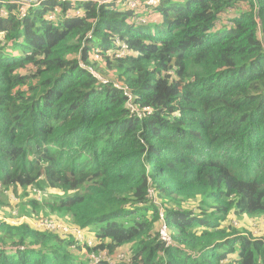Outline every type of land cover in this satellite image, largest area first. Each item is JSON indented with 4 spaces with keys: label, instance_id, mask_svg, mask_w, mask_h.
Segmentation results:
<instances>
[{
    "label": "trees",
    "instance_id": "16d2710c",
    "mask_svg": "<svg viewBox=\"0 0 264 264\" xmlns=\"http://www.w3.org/2000/svg\"><path fill=\"white\" fill-rule=\"evenodd\" d=\"M0 8V264H90L41 219L113 264H264V238L233 224L264 215V0ZM116 37L130 53L97 61ZM92 62L122 72L105 84Z\"/></svg>",
    "mask_w": 264,
    "mask_h": 264
},
{
    "label": "built area",
    "instance_id": "2783aa9c",
    "mask_svg": "<svg viewBox=\"0 0 264 264\" xmlns=\"http://www.w3.org/2000/svg\"><path fill=\"white\" fill-rule=\"evenodd\" d=\"M38 1L39 0H0V3H4V4L15 3L17 5L16 13H17L18 17L22 19L27 15L28 10L33 5H35ZM56 1L76 2L78 0H56ZM92 1H98L101 3H108L111 1H117V2L122 1L123 4L125 6H127V8L136 10L139 7H141L143 4H146L147 6H150V7L156 6L162 0H144V1L143 0H92ZM58 12H59V10H56V12L51 13L48 17L49 20L57 21L58 20ZM7 15H8V11L6 10V8H0V18L6 17ZM71 15H72V13L67 14L68 17H71ZM137 21L145 23L147 21V18H146V16L139 17V18H137ZM1 39L2 38L0 37V40ZM114 44H115L114 47H112L106 51H104L102 49H96L94 52V58L97 61H102L105 54L107 56L116 55L117 57H126L131 51L130 45L126 41L121 39L120 37L115 38ZM92 72L95 74V76L102 83L107 84L110 82V80L108 78L101 77L100 75H98L94 71H92ZM113 84L116 88L121 89L124 92L125 96L127 97V106L129 107L132 114H134L138 118H142L146 114H151V112H152L151 107H148V106L143 107V108L137 107V105L134 103V96L127 86L123 85L120 82H114ZM42 194L43 193L38 192L39 199L42 197ZM150 197L151 198L154 197V191L152 189L150 190ZM161 216L163 217V214ZM19 222L20 221H18V220H14V223H19ZM35 222H36L35 223L36 226L50 228L53 232L59 231L62 233L63 236H65V235L74 236L76 238V240L80 243V245H82L83 251L88 253L90 264H102V262H108L109 264H113L115 260L120 261L126 257L124 253H117L115 258H113L111 255H109L107 252H103V251H98V252L94 251V252L89 253L88 247L91 248L96 243H95L94 239H86L85 232L83 230L77 228V227H72V226H69L67 224H64L62 222H59V221L53 220V219H41V220H37ZM160 235H161V239L166 243L167 246L172 244V239L169 235L168 226H167L164 219H163V225L161 226V229H160Z\"/></svg>",
    "mask_w": 264,
    "mask_h": 264
},
{
    "label": "rangeland",
    "instance_id": "374dc122",
    "mask_svg": "<svg viewBox=\"0 0 264 264\" xmlns=\"http://www.w3.org/2000/svg\"><path fill=\"white\" fill-rule=\"evenodd\" d=\"M92 66L97 71V73L99 75L103 76V77L107 76V77L116 79L122 72V70L117 69L115 66H113L112 68L108 69V68H105V67H101L100 63L96 64L94 62H92ZM10 195H13L12 198L10 199L11 203L13 205H16V204L18 205V203H19V199L18 198L19 197L17 195H15V194H9V196ZM15 211H17V209H15ZM23 218L27 219V220H30L29 217H23ZM62 223H64V222H62ZM233 224H235L238 227H244L245 226L251 232H252L251 228L254 227L255 229H257V233H255V235L257 237H263L264 238V233H263V229H262V226L264 225V215H258V216L254 215V216L249 217V218L244 217L241 220L237 219V218H234L233 219ZM84 232H85L86 239H94V236H92L91 234H89L86 231H84ZM111 256L113 258L116 257L115 254L111 255Z\"/></svg>",
    "mask_w": 264,
    "mask_h": 264
},
{
    "label": "crops",
    "instance_id": "0c3cea01",
    "mask_svg": "<svg viewBox=\"0 0 264 264\" xmlns=\"http://www.w3.org/2000/svg\"><path fill=\"white\" fill-rule=\"evenodd\" d=\"M13 195H10V199L12 198ZM14 220H17V219H11V222L14 223ZM22 220V219H21ZM254 225V224H253ZM262 229H263V233H264V225L262 226ZM252 232L255 234L257 233V229H255L254 227L251 228Z\"/></svg>",
    "mask_w": 264,
    "mask_h": 264
}]
</instances>
